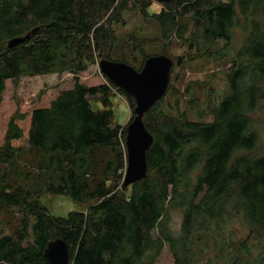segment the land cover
Here are the masks:
<instances>
[{
    "label": "trees",
    "instance_id": "obj_1",
    "mask_svg": "<svg viewBox=\"0 0 264 264\" xmlns=\"http://www.w3.org/2000/svg\"><path fill=\"white\" fill-rule=\"evenodd\" d=\"M152 5L0 0V214L19 217L12 233L0 228V264H52L45 250L58 238L70 264H156L166 247L174 264H264V0H171L159 13ZM127 13L158 27L165 50L186 47L178 66L206 59L230 67L226 95L209 102L210 121L192 120L167 95L147 112L154 137L148 175L124 188L135 100L102 73L91 84L81 74L102 59L137 62L116 31L127 26ZM132 48L142 62L150 57L142 43ZM64 73L73 75L72 86L44 89L30 107L17 95L5 98L8 82L18 89L24 78ZM116 95L132 110L126 126L114 124ZM27 148L45 162L36 187L9 180V167ZM96 149L106 166L88 161ZM42 193L88 208L54 216ZM177 211L179 232L169 227Z\"/></svg>",
    "mask_w": 264,
    "mask_h": 264
},
{
    "label": "rangeland",
    "instance_id": "obj_2",
    "mask_svg": "<svg viewBox=\"0 0 264 264\" xmlns=\"http://www.w3.org/2000/svg\"><path fill=\"white\" fill-rule=\"evenodd\" d=\"M162 8V4L153 1L150 12L159 13ZM125 17L127 19V26H117L116 31L120 43L125 46L123 48L128 50L129 60L131 61L134 56L137 57V62L129 64H133L136 69L142 67L144 62H142L141 56L132 53V47L138 46L140 43L146 47V53L150 56L163 55L165 52L174 61L170 83L172 90L170 89L167 93L166 101L173 106L177 98L182 103L180 106L181 111L186 110L192 120L210 121V106L219 103L228 91L226 74L230 67L229 62H210L203 59L187 63L185 66H178L176 60L187 55L188 50L185 46L183 47L179 43H175L167 46L165 50L163 43L158 40V27L151 26L140 16L131 13H127ZM100 76L99 61H97L81 74V81L91 84L92 81L96 80L95 78H100ZM72 81L73 75L64 73L35 79L24 78L18 89H15L12 82H8L5 98L13 99L17 95L22 100L21 107L27 108L30 107L32 101L37 98L42 90L53 91L59 84H61L62 88H67L72 86ZM188 88L189 93L187 92ZM116 97L117 99L114 101L116 115L114 124L126 126L133 117L132 110L123 95H116ZM209 102H212L211 105H209ZM96 107L102 108L101 104H96ZM36 151V149L27 148L18 155L15 163L8 169L9 180L11 182L23 183L27 186L33 185V187L40 185L38 177L40 175V168L42 165L44 166L43 163L45 162L38 158ZM92 152H89L88 155L90 157L94 155V157L88 158V161L93 166L100 164L103 167L107 162V158L95 156L98 153L97 149L94 153ZM83 172L88 175L94 174L92 167L84 168ZM28 174H30L29 177L27 176ZM40 198L54 216L66 217L72 211H85L88 208V205L78 204L64 195L54 196L42 193ZM18 224L19 217L17 215L12 213L0 214V228H3L6 233H12L18 227ZM181 224L182 214L179 211L173 212L170 217L169 227L175 232H179ZM156 264H174V259L168 247L164 249Z\"/></svg>",
    "mask_w": 264,
    "mask_h": 264
},
{
    "label": "water",
    "instance_id": "obj_3",
    "mask_svg": "<svg viewBox=\"0 0 264 264\" xmlns=\"http://www.w3.org/2000/svg\"><path fill=\"white\" fill-rule=\"evenodd\" d=\"M159 4L171 0H152ZM34 29L24 37H17L9 42L15 47L35 34ZM174 61L167 55L148 57L141 70L132 65L102 59L99 61L100 72L107 76L118 88L124 90L135 100L134 118L127 126L126 149L127 169L124 188L145 179L148 175L147 153L154 143V137L147 129L144 118L159 101L168 93ZM45 256L52 264H70L71 255L66 242L55 239L48 244Z\"/></svg>",
    "mask_w": 264,
    "mask_h": 264
}]
</instances>
